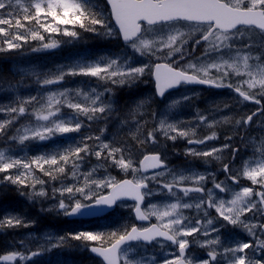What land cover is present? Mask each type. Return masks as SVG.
<instances>
[{"label":"rangeland","instance_id":"obj_1","mask_svg":"<svg viewBox=\"0 0 264 264\" xmlns=\"http://www.w3.org/2000/svg\"><path fill=\"white\" fill-rule=\"evenodd\" d=\"M252 1L258 3L264 0ZM6 6L12 11L8 9L7 13H3L6 17L9 13L35 15L58 7L71 12L82 8V4L77 0H0V9ZM36 21L43 27L45 17L38 16ZM103 23L108 38L115 40L118 37L116 27L112 22V27L105 20ZM37 31H27L25 36L40 37ZM58 31L57 28V34H49V41L40 47V52L34 51L33 57L40 58V61L21 68V73L24 76H32L33 80L0 85V104L9 109L3 112H8V115L0 119V137H7L0 144V178H10L14 183L21 185L22 197L36 204L33 211H9L8 216L4 215L6 218H12L8 219L10 226L16 229L24 219L26 225L28 219L31 224L35 223L40 219L39 213L45 222L55 219L44 213L54 212L58 217L66 216L73 206L88 203L97 195L105 193L123 177H131L138 182H152L147 193L149 202L145 209L152 216L158 215L164 219L171 200L167 184L185 183L195 186L205 178L211 177L210 173L214 177V170L224 171L225 160L233 154V143L228 141L219 147L213 143L201 148L196 147V144L188 145L186 142L201 138L195 136L193 127L181 124L182 117L177 118L175 113L170 116L167 112L178 111L180 104L191 95L172 96L166 109L155 116V124L151 123L152 118L148 117L151 111L141 121H138L140 119L137 116L141 105L150 103L152 98L149 83L152 81L153 65L157 61L173 63L215 82H232L246 92L260 93L255 87L264 84V41L252 36L204 41L199 36V26L164 25L147 27L139 39L125 45L123 52L112 56L102 55L98 59L85 54L63 53L59 35L61 32L72 35V30L64 27ZM13 33L15 37L21 35L19 29ZM5 42L6 51H11L12 56H15L19 46L18 39L10 37ZM258 46L263 53L257 52L260 49ZM49 55L54 59H49ZM24 58L30 60V56ZM60 79L62 83L59 82ZM32 84L35 88L29 89ZM65 107L76 110V113L67 112ZM224 108L228 109L226 113L215 119H206L204 124L207 127L216 124L222 127L225 121H232L234 124L238 120L235 118L238 112L231 109V105ZM79 113L84 117L80 118ZM242 119L245 122L244 112ZM13 124L15 126L8 128ZM254 124L255 133L245 137L238 145L240 151L235 158L234 168L237 171L236 176L246 178L249 184L250 181L259 184L260 180H264V158L251 161L247 159L246 154L248 150L255 148L264 151V114ZM84 127H89L91 131L84 132ZM231 128L235 129L233 125ZM10 130L11 134L8 133ZM74 136L81 140L72 143ZM13 139L19 143L14 146L21 144L19 148L5 146ZM83 139L86 140L82 141ZM31 140L33 142L30 145ZM237 140L241 141V138ZM36 142L41 145L40 148ZM180 143L184 146V155H204L208 166L206 171L194 170L177 163L153 172L141 171L140 159L144 154L160 152L165 158L172 159L171 153L180 149ZM50 145L56 149L49 152ZM23 148L22 152L17 153ZM14 149L17 153L15 155L11 153ZM214 152L220 160L215 158L214 163L210 164L208 161L211 157L208 155L211 153L215 157ZM230 189L233 190V187ZM247 190L249 187L244 186L234 193L238 214L255 205L254 202L244 205ZM228 206L229 201L226 202V207ZM128 214H133V211H130L128 205L122 204L109 219L114 223L113 230H109L111 233L104 236L105 240L125 229L124 221ZM107 232L99 233L104 235ZM35 235L31 236H35L34 248L40 251V258L47 254L57 257L55 264H59V254L50 250L56 246L53 244L54 238L61 249L65 240H68L69 244L76 242L82 250L90 245L84 233L80 234V240L71 241L70 235L59 236L56 227L44 226ZM73 236H79V233ZM18 243L15 245L16 249L11 247L8 253L4 252V260L0 259V262L10 260L11 256L24 255V251L30 248V244L19 248ZM242 247L243 245L237 246L233 262L227 264H246ZM10 251L13 252L12 255ZM27 255L29 256L28 252L18 264H23ZM122 258L124 264H169L171 259L166 253L157 258L150 250L140 245L122 249Z\"/></svg>","mask_w":264,"mask_h":264},{"label":"flooded vegetation","instance_id":"obj_2","mask_svg":"<svg viewBox=\"0 0 264 264\" xmlns=\"http://www.w3.org/2000/svg\"><path fill=\"white\" fill-rule=\"evenodd\" d=\"M200 1L204 5L209 4V11L203 21L176 20L158 25L182 24L199 26V36L204 41L233 40L246 36H252L264 41V1L258 3L252 0ZM233 9L255 10L251 20L256 22L261 21L263 26H257L256 24L241 25L231 30L224 29L223 26H217L233 24L236 17ZM246 32L250 34L247 35ZM259 48L257 52L263 53L261 47ZM177 68L181 67L177 66ZM181 69L193 73L190 70ZM219 84L221 87L181 84L178 89L168 92L163 98H159L156 91V83L150 82L149 86L152 90V98L150 99V103L141 105L139 116H137L140 119L138 121H141L151 111L148 117H151V123L155 124V116L166 109L172 96L180 97L182 94H189L191 96L180 104L181 107L178 111H167L170 116L172 113H175L177 118L182 117L181 124L193 127L195 136L201 138L186 143L188 145L196 144V147L199 148L213 143L214 145L216 144V147H219L220 144L223 146L228 141L233 143L231 147L233 154L225 160L224 171L220 169L214 170V177L210 173L211 177L205 178L202 183L195 186L185 183L167 184V191L171 200L170 208L167 210L164 219L158 215H153L150 222L140 224L136 222L134 216H131L132 220H128L127 225L129 229L132 226L146 228L154 223H158L169 232L168 237H156L149 244L141 242L127 244L128 246L140 245L150 250L152 255L157 258L166 253L171 257L169 264L232 263L236 256L238 245H243L242 252L245 254L246 264H264V180H260L259 184L250 181L249 184L246 178L237 177V171L234 170L235 158L240 151L238 145L241 144L245 137H250L255 133L256 125L254 123L264 114V93H262L264 91V84L255 87L260 91V93L256 94L246 92L243 88L232 82ZM79 85L82 86L83 84ZM228 105H231V109L238 112V115L235 117L238 120L234 124L232 121H225L222 127L220 124L213 125L212 127H207L204 124L206 119H215L217 116L220 117L226 113L228 109L224 107ZM243 112L246 114L245 122L242 119ZM80 116L84 117L81 113ZM138 121L136 122L139 123ZM231 125L235 129H232ZM13 126L15 124L10 127ZM11 132L12 130L8 133L11 134ZM239 137L241 141L237 140ZM227 138H230V140H227ZM183 147L182 143H180V149L172 152V159H167L162 154L167 165L177 163L187 165V167L194 170L202 169L206 171L208 166L203 157L204 155H184L182 153ZM254 150H257L259 155L263 156L264 151L255 148L247 151L248 160ZM11 153L15 154L16 150H12ZM214 154L215 157L209 153L208 156L211 159L208 163L213 164L215 158L217 161L220 160L217 158L215 152ZM244 186L249 187L244 205L246 206L248 202L250 204L254 202L253 204L255 205L244 209V211L238 214L237 198L234 193L238 189L241 190ZM230 187H233V190ZM22 196L23 187L21 185L14 183L10 178H0V230H3V228H14L8 223V219L12 218L4 216H8L9 211L25 212L34 210L35 203L31 204ZM227 201H229L228 207H226ZM124 203L129 205L130 211L134 210V203L130 201H125ZM253 207H256V209L254 210ZM39 217L40 219L35 221V224H39L38 230L43 226L44 219L41 213H39ZM104 217L106 216L99 217V220ZM24 222H26L25 219ZM24 222L21 221V226L23 224L28 226ZM35 227L33 225V228ZM29 244L28 240H22L18 247L25 248ZM15 245L16 242L10 240L8 237L7 240L0 241V259L4 260V250L15 247ZM34 247L26 249L24 255L19 254L18 257L11 256L10 260L7 259L6 262H0V264H18V261L23 259L27 252H29L31 257L37 253L39 254L40 251ZM9 253L12 255L13 252L10 251Z\"/></svg>","mask_w":264,"mask_h":264},{"label":"water","instance_id":"obj_3","mask_svg":"<svg viewBox=\"0 0 264 264\" xmlns=\"http://www.w3.org/2000/svg\"><path fill=\"white\" fill-rule=\"evenodd\" d=\"M110 6L112 18L117 25L122 39L130 42L142 32V21L157 23L173 18H189L195 21L202 20L209 11V4H202L200 0H106ZM236 13L233 24L228 28L248 22L251 11L233 10ZM220 26V25H217ZM153 79L157 83V92L162 97L167 91L173 90L182 82L190 84L211 85V81L203 80L193 74L173 68L166 63H157L154 67ZM164 166L159 155H147L142 161V170L151 171ZM146 184H136L130 179H124L114 185L109 193L99 196L89 205H78L71 209L69 217H95L106 214L115 209L120 200L131 199L139 203L136 215L139 220L148 218L141 205L144 201L143 188ZM159 232L165 233L157 224L146 230L133 228L127 235L115 241L108 247L91 246L92 253L103 259L106 264H121L120 249L131 241L141 240L149 242ZM158 233V234H159Z\"/></svg>","mask_w":264,"mask_h":264},{"label":"trees","instance_id":"obj_4","mask_svg":"<svg viewBox=\"0 0 264 264\" xmlns=\"http://www.w3.org/2000/svg\"><path fill=\"white\" fill-rule=\"evenodd\" d=\"M79 1L82 4V8L73 12L66 11L63 7H58L57 9L46 10L44 13H37L35 15L24 13L11 15L9 13V15L5 17L1 26L3 30L0 31V81L15 83L33 80L32 76L26 77L21 75L19 66L22 64V58H24V56H21V53L29 48L41 49L40 47L42 45L48 43L49 34H57V28L59 29L58 32L64 27L72 30V35H66L63 32L59 35L63 44V53L85 54L98 59L101 58L102 55L112 56L121 53L124 49V45L119 36L115 40L109 39L107 31L104 30L103 20H105L106 23L109 22L112 27L110 10L105 0ZM8 9L12 12L11 8L8 6L1 8L0 16L3 15V13H7ZM38 16L45 17L43 27L36 21ZM105 26L107 27V24H105ZM17 29L21 31L22 36L23 33H27L28 30L32 31L37 29L40 37L29 38L23 36L27 37L26 39H23L21 35H16L15 37L13 31ZM116 35H118L117 31ZM6 37H12L22 41L23 45H19L20 51L16 52L20 56H12L11 51H6V42L4 43V41L8 39ZM50 54H52V52ZM88 78L92 79L91 77ZM34 88L33 84L29 86V89ZM254 157L255 159L260 157L258 151H252L249 159L255 160ZM52 173L53 171L50 172V174ZM85 238H89L88 233L85 235ZM90 238L91 239L88 241H91V243L100 245L106 243L104 236H91ZM71 245L72 244H69L68 240L62 242L63 248L62 251L59 252V264H103L100 259L91 255L89 249H75V246L70 248L69 246ZM53 253H55V251H53ZM41 262L42 259L35 256L26 259L23 264H40ZM51 262H55V260ZM46 264H49L48 258H46Z\"/></svg>","mask_w":264,"mask_h":264},{"label":"bare ground","instance_id":"obj_5","mask_svg":"<svg viewBox=\"0 0 264 264\" xmlns=\"http://www.w3.org/2000/svg\"><path fill=\"white\" fill-rule=\"evenodd\" d=\"M173 147V146H172ZM170 148V147H169ZM16 150V149H15ZM254 151H257V150H254ZM183 152V151H182ZM178 153V152H177ZM172 154V153H171ZM177 156V155H176ZM181 157V156H180ZM178 158V157H177ZM259 158H261V156L260 157H257L256 159H255V157H254V159L255 160H257V159H259ZM191 160V159H190ZM250 160V159H249ZM251 161H253V160H251ZM73 245V244H72ZM75 246V245H74Z\"/></svg>","mask_w":264,"mask_h":264}]
</instances>
